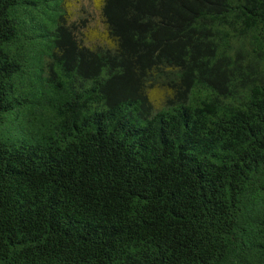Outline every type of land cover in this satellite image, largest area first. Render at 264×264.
<instances>
[{
  "label": "trees",
  "instance_id": "1",
  "mask_svg": "<svg viewBox=\"0 0 264 264\" xmlns=\"http://www.w3.org/2000/svg\"><path fill=\"white\" fill-rule=\"evenodd\" d=\"M0 0V264H264V0Z\"/></svg>",
  "mask_w": 264,
  "mask_h": 264
},
{
  "label": "rangeland",
  "instance_id": "2",
  "mask_svg": "<svg viewBox=\"0 0 264 264\" xmlns=\"http://www.w3.org/2000/svg\"><path fill=\"white\" fill-rule=\"evenodd\" d=\"M70 20L78 25L82 32L99 30V9L96 0H69Z\"/></svg>",
  "mask_w": 264,
  "mask_h": 264
}]
</instances>
